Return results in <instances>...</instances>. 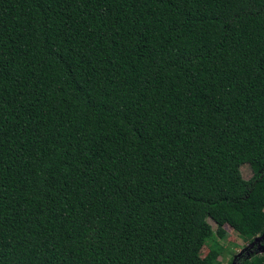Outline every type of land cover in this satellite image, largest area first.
<instances>
[{"label": "trees", "instance_id": "obj_1", "mask_svg": "<svg viewBox=\"0 0 264 264\" xmlns=\"http://www.w3.org/2000/svg\"><path fill=\"white\" fill-rule=\"evenodd\" d=\"M207 219L264 231V0H0V264H221Z\"/></svg>", "mask_w": 264, "mask_h": 264}, {"label": "rangeland", "instance_id": "obj_2", "mask_svg": "<svg viewBox=\"0 0 264 264\" xmlns=\"http://www.w3.org/2000/svg\"><path fill=\"white\" fill-rule=\"evenodd\" d=\"M239 170H240L241 176L244 179H247L250 177L251 171L247 164L245 163L241 164L239 166ZM207 221H208V224L210 225V228L212 230V234L215 240L218 241L222 247V254L220 256L221 264H229V257L232 254H239L246 249L251 250L253 248V250L256 253H262V252L264 253V250H263L264 237L253 241V243H251L250 245L249 242L242 241L237 236L235 231L231 229L228 225L224 224L220 227H217L216 224L212 220L207 219ZM260 235L261 234L257 235L256 237H259ZM208 247L209 245L207 243L202 244L200 246L199 255L203 256L208 250ZM170 264H178V263L171 262Z\"/></svg>", "mask_w": 264, "mask_h": 264}, {"label": "water", "instance_id": "obj_3", "mask_svg": "<svg viewBox=\"0 0 264 264\" xmlns=\"http://www.w3.org/2000/svg\"><path fill=\"white\" fill-rule=\"evenodd\" d=\"M263 237H264V231L261 233V235H260L259 237H255L251 242H249L250 245H251V243H253V241L258 240V239L263 238ZM263 240H264V239H263ZM263 245H264V242H263ZM261 250H262V249H261ZM263 250H264V247H263Z\"/></svg>", "mask_w": 264, "mask_h": 264}]
</instances>
